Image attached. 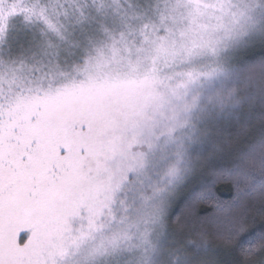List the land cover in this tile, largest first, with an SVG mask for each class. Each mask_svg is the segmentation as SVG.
Masks as SVG:
<instances>
[{
    "label": "snow or ice",
    "instance_id": "obj_1",
    "mask_svg": "<svg viewBox=\"0 0 264 264\" xmlns=\"http://www.w3.org/2000/svg\"><path fill=\"white\" fill-rule=\"evenodd\" d=\"M253 210L264 0H0V264H264Z\"/></svg>",
    "mask_w": 264,
    "mask_h": 264
},
{
    "label": "rangeland",
    "instance_id": "obj_2",
    "mask_svg": "<svg viewBox=\"0 0 264 264\" xmlns=\"http://www.w3.org/2000/svg\"><path fill=\"white\" fill-rule=\"evenodd\" d=\"M63 111L61 103H52L49 106L51 117L42 123L30 126L26 134L38 138L40 147L37 149L41 159L51 158L53 146L60 141L72 143L75 139L72 129L66 119L57 116ZM48 239L47 231L41 233V242L46 243Z\"/></svg>",
    "mask_w": 264,
    "mask_h": 264
},
{
    "label": "trees",
    "instance_id": "obj_3",
    "mask_svg": "<svg viewBox=\"0 0 264 264\" xmlns=\"http://www.w3.org/2000/svg\"><path fill=\"white\" fill-rule=\"evenodd\" d=\"M257 51H259V50H257ZM223 195L225 196V198H228L231 195V193L228 190H225ZM249 220H250L252 226L257 230L264 227V223H262L260 220V213L257 210H253L250 213Z\"/></svg>",
    "mask_w": 264,
    "mask_h": 264
}]
</instances>
